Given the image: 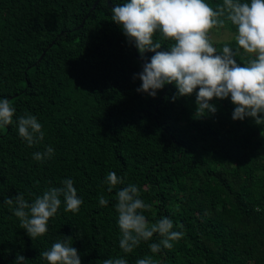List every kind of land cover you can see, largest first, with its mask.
Returning a JSON list of instances; mask_svg holds the SVG:
<instances>
[{"label": "trees", "instance_id": "trees-1", "mask_svg": "<svg viewBox=\"0 0 264 264\" xmlns=\"http://www.w3.org/2000/svg\"><path fill=\"white\" fill-rule=\"evenodd\" d=\"M97 1L0 0V98L15 107L14 119L35 115L45 132L29 147L15 124L0 126V264H13L17 253L27 264H48L40 252L64 236L73 237L82 264L116 256L135 264L147 255L158 264H264V125L233 120L230 98H214L217 112L194 118L195 92L175 102L172 84L156 98L138 93L133 75L143 61L111 20L125 0L93 9ZM248 58L241 51L237 63ZM49 146L50 159H33ZM109 172L125 178L112 192ZM69 178L83 198L79 212L62 204L47 234L31 239L3 200L24 193L31 202ZM128 183L152 205L150 222L167 216L184 231L171 250L151 253L158 235L132 253L119 248L115 193Z\"/></svg>", "mask_w": 264, "mask_h": 264}, {"label": "clouds", "instance_id": "clouds-1", "mask_svg": "<svg viewBox=\"0 0 264 264\" xmlns=\"http://www.w3.org/2000/svg\"><path fill=\"white\" fill-rule=\"evenodd\" d=\"M111 20L121 27L129 45H134L143 61L142 70L133 75L141 81L138 93L156 98L166 85L177 91L171 97L195 92L194 118L215 114L213 99L231 100L235 106L233 120L251 117L257 125H264V0H221L212 5L208 0H125L111 8ZM227 25L235 27V46H214L210 32ZM167 42V44H165ZM166 46L167 50H162ZM249 54L243 66L237 58ZM154 53L150 60L146 53ZM198 89V90H197ZM168 99V97H165ZM16 109L7 98H0V126L15 124L19 136L31 147L44 140L45 132L35 115L25 113L14 119ZM54 155L49 146L43 152L33 153V159L43 162ZM60 187H48L29 202L24 193L3 200L13 215L19 219L20 228L31 239L48 232L50 218H54L64 205L65 212L78 213L83 198L78 195L73 179H64ZM104 184L112 192L124 185L125 178L109 172ZM115 211L120 231L119 248L132 253L142 242L158 235V242L148 244L151 253L171 250L174 242L185 235L174 230L177 225L167 216L150 222L145 215L152 207L141 198L138 185L128 183L115 193ZM101 207L109 201L98 197ZM259 210V209H257ZM183 229V225L178 226ZM72 236L57 240L49 250L40 252L48 264H82L78 250L73 247ZM24 255L16 254L13 264H27ZM101 264H128L124 256L110 257ZM135 264H158L151 255L138 258Z\"/></svg>", "mask_w": 264, "mask_h": 264}, {"label": "rangeland", "instance_id": "rangeland-1", "mask_svg": "<svg viewBox=\"0 0 264 264\" xmlns=\"http://www.w3.org/2000/svg\"><path fill=\"white\" fill-rule=\"evenodd\" d=\"M234 32L229 29H212L210 32V38L212 42L220 43V42H235L234 40ZM249 55V54H248Z\"/></svg>", "mask_w": 264, "mask_h": 264}, {"label": "water", "instance_id": "water-1", "mask_svg": "<svg viewBox=\"0 0 264 264\" xmlns=\"http://www.w3.org/2000/svg\"><path fill=\"white\" fill-rule=\"evenodd\" d=\"M99 1H100V0H98V1L96 2V4H95V6L93 7V9L98 5ZM50 47H51V46H50ZM45 54H46V52L43 53V55L41 56L40 60L43 59V57L45 56Z\"/></svg>", "mask_w": 264, "mask_h": 264}]
</instances>
